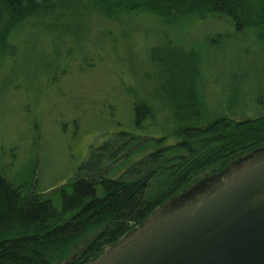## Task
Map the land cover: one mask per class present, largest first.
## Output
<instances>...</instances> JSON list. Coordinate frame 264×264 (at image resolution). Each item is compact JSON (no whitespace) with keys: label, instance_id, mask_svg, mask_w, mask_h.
<instances>
[{"label":"rangeland","instance_id":"obj_1","mask_svg":"<svg viewBox=\"0 0 264 264\" xmlns=\"http://www.w3.org/2000/svg\"><path fill=\"white\" fill-rule=\"evenodd\" d=\"M85 4L54 22L60 30L47 27L51 20H35L12 40L13 54L0 57V174L23 194L50 197L60 209V187L71 185L91 152L122 132L127 139L167 130L161 87L169 71L153 58L156 50L165 58L200 53L197 67L215 112L237 102V114H264V34L240 31L228 17L166 19L137 12L105 23L110 33H103V21L85 15ZM144 103L156 106L155 120L136 107ZM141 154L128 156L121 171ZM115 164L107 160L104 166ZM118 169L106 176H118Z\"/></svg>","mask_w":264,"mask_h":264},{"label":"trees","instance_id":"obj_2","mask_svg":"<svg viewBox=\"0 0 264 264\" xmlns=\"http://www.w3.org/2000/svg\"><path fill=\"white\" fill-rule=\"evenodd\" d=\"M84 2L89 4L85 15L103 21V33H110L105 23L137 12L166 19L228 17L240 31L253 28L264 34V0H0V57L13 54L12 40L35 20H51L47 27L60 30L54 22L75 14ZM156 51L153 58L169 71L161 87L167 130L127 139L122 132L91 152L71 185L60 187V209L50 197L23 194L0 174V264H86L203 175L264 146V114H237V102L225 113L211 108L197 67L200 53H168L165 58ZM136 107L152 120L158 114L155 105ZM139 152L121 171L127 157ZM107 160L115 166H104ZM118 166V176H106ZM66 212H71L69 218Z\"/></svg>","mask_w":264,"mask_h":264},{"label":"water","instance_id":"obj_3","mask_svg":"<svg viewBox=\"0 0 264 264\" xmlns=\"http://www.w3.org/2000/svg\"><path fill=\"white\" fill-rule=\"evenodd\" d=\"M213 171L86 264H264V146Z\"/></svg>","mask_w":264,"mask_h":264},{"label":"flooded vegetation","instance_id":"obj_4","mask_svg":"<svg viewBox=\"0 0 264 264\" xmlns=\"http://www.w3.org/2000/svg\"><path fill=\"white\" fill-rule=\"evenodd\" d=\"M203 176H206V175H203Z\"/></svg>","mask_w":264,"mask_h":264}]
</instances>
